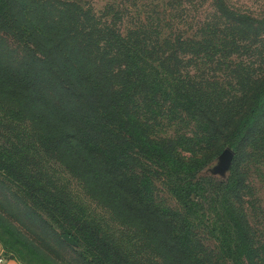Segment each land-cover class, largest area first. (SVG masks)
<instances>
[{"label": "trees", "instance_id": "obj_1", "mask_svg": "<svg viewBox=\"0 0 264 264\" xmlns=\"http://www.w3.org/2000/svg\"><path fill=\"white\" fill-rule=\"evenodd\" d=\"M114 4L0 0V31L25 52L0 59V176L88 264H141L139 245L158 264H264L243 166L264 161V71L232 61L251 48L240 35L252 25L234 15L229 35L210 27L196 39ZM176 122L190 133L162 130ZM225 149L234 155L218 180L208 171ZM60 175L132 239L79 208ZM156 182L177 210L157 203Z\"/></svg>", "mask_w": 264, "mask_h": 264}, {"label": "rangeland", "instance_id": "obj_2", "mask_svg": "<svg viewBox=\"0 0 264 264\" xmlns=\"http://www.w3.org/2000/svg\"><path fill=\"white\" fill-rule=\"evenodd\" d=\"M76 1V0H75ZM96 12H102L107 4L114 2V9L130 13L135 23H143L147 27L160 26L163 29L171 25L179 28L184 37L199 38L202 30L217 28L216 34L229 35L234 25V15L248 19L252 31L245 36L240 35L252 44L249 50L240 51L238 57L232 55V61H254V68L264 71V0H85ZM184 15H187L185 18ZM217 16V18L215 17ZM129 19V18H128ZM221 31V32H220ZM255 33L258 36H255ZM10 36L0 31V59L15 65L24 59L25 52L17 47ZM221 68L211 66L208 73H218ZM232 69L226 70L231 72ZM232 73V72H231ZM168 134L176 132L190 133L192 125L173 123L164 126ZM234 153L225 149L218 156L215 164L209 169L211 176L218 180L225 179ZM246 166V201L247 219L256 236L264 241V161H256L249 156ZM61 171L60 169L56 170ZM62 184L69 185L79 208L94 218L98 224L116 237L128 241L133 234L104 217L105 212L97 207L69 176L60 175ZM154 193L159 205L177 210L179 205L160 182L155 183ZM17 191L0 176V246L5 247L10 259L20 264H88L84 248L68 244L60 230L49 228L43 220L32 214L24 205ZM76 238V236H75ZM33 246L46 253L48 258H40ZM141 264H158L155 255L147 248L139 245L136 248Z\"/></svg>", "mask_w": 264, "mask_h": 264}, {"label": "built area", "instance_id": "obj_3", "mask_svg": "<svg viewBox=\"0 0 264 264\" xmlns=\"http://www.w3.org/2000/svg\"><path fill=\"white\" fill-rule=\"evenodd\" d=\"M6 259V254L3 248H0V264H3Z\"/></svg>", "mask_w": 264, "mask_h": 264}, {"label": "crops", "instance_id": "obj_4", "mask_svg": "<svg viewBox=\"0 0 264 264\" xmlns=\"http://www.w3.org/2000/svg\"><path fill=\"white\" fill-rule=\"evenodd\" d=\"M0 248H1V246H0ZM3 264H20V263H18L17 261H15L13 259H10L9 255H8V256H6V259H5Z\"/></svg>", "mask_w": 264, "mask_h": 264}, {"label": "water", "instance_id": "obj_5", "mask_svg": "<svg viewBox=\"0 0 264 264\" xmlns=\"http://www.w3.org/2000/svg\"><path fill=\"white\" fill-rule=\"evenodd\" d=\"M63 239L70 245H74V241L69 236H64Z\"/></svg>", "mask_w": 264, "mask_h": 264}]
</instances>
